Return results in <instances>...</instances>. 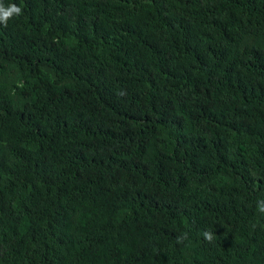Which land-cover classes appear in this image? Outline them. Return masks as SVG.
Segmentation results:
<instances>
[{"label": "trees", "instance_id": "trees-1", "mask_svg": "<svg viewBox=\"0 0 264 264\" xmlns=\"http://www.w3.org/2000/svg\"><path fill=\"white\" fill-rule=\"evenodd\" d=\"M0 3V264H264V0Z\"/></svg>", "mask_w": 264, "mask_h": 264}, {"label": "clouds", "instance_id": "clouds-1", "mask_svg": "<svg viewBox=\"0 0 264 264\" xmlns=\"http://www.w3.org/2000/svg\"><path fill=\"white\" fill-rule=\"evenodd\" d=\"M22 15V8L17 6L15 3L5 6L3 3H0V24H3L5 27L10 19L14 16ZM257 211L261 214H264V199H260L256 203ZM203 239L207 242H212L214 235L210 231L203 232ZM184 239H187V233H184L182 236L177 238V242H183Z\"/></svg>", "mask_w": 264, "mask_h": 264}]
</instances>
